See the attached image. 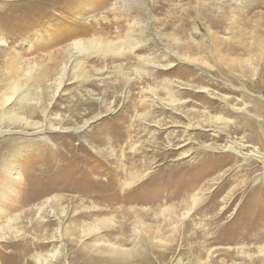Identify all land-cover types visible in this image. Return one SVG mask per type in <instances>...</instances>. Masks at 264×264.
Listing matches in <instances>:
<instances>
[{
    "label": "rangeland",
    "instance_id": "rangeland-1",
    "mask_svg": "<svg viewBox=\"0 0 264 264\" xmlns=\"http://www.w3.org/2000/svg\"><path fill=\"white\" fill-rule=\"evenodd\" d=\"M29 20L0 22V264H264V0H61ZM195 194L183 226L159 216Z\"/></svg>",
    "mask_w": 264,
    "mask_h": 264
},
{
    "label": "bare ground",
    "instance_id": "bare-ground-1",
    "mask_svg": "<svg viewBox=\"0 0 264 264\" xmlns=\"http://www.w3.org/2000/svg\"><path fill=\"white\" fill-rule=\"evenodd\" d=\"M60 1L61 0H1L0 1V22H1V20H4V19L15 21L16 25H15L14 28L16 29V28L21 27L22 23L26 20V18L30 17V20L27 23V29L30 26L34 27V25H42V27H44L45 26L44 23H47V21L50 19V7L53 6V5L58 4ZM58 9H59V11H63V7L62 6L58 7ZM11 30L13 31V29H11ZM12 35L13 34L11 33L9 38L13 37ZM0 44L3 45V47H5V42L3 40L0 42ZM111 46H112L111 44H106V43H101V42L92 43V42H82L80 40H77V41H74L72 43L71 48L73 50L77 51V52L85 53V52L96 51L98 49H101L102 51H109V50H111ZM9 51H10V49H8L7 47L0 48V54H5V53H7ZM16 88H17L16 85H14L12 87L13 90H15ZM169 95H171V94H169ZM170 98H171L170 103L175 102L176 99L173 96H171ZM10 99L11 98L4 97V100L2 101V104L3 105L7 104L10 101ZM214 121L215 122L216 121L223 122L225 120L222 117H216L214 119ZM47 162L49 164L50 163H55L54 161H52V159H48ZM15 168H16V166L13 163H10L9 161H7V162L5 161L4 164L2 165V169L5 172L6 176L9 177V180L13 184H18L19 182H21V175L17 172V169H15ZM39 171H40V169H39ZM49 172L50 171H48V170H41L38 177H41V176L47 177V176L50 175ZM130 177L131 178H127L126 180H124L121 183V185L120 184L118 185L119 194H120L121 198L126 196V195L128 196V195H130L133 192V191H131V189H133V188H130V187H132L134 182L137 180L138 176L133 175V176H130ZM38 182H43L44 183V181H42L40 179H38ZM6 190L9 191V192L13 191L12 187H7ZM14 192H15V190H14ZM170 195H172V194H170ZM213 195H217V191ZM53 199H55V198H53ZM33 200H34V198L28 199L27 203L33 202ZM49 203H50L49 199H45V201L39 203L38 205H35V212H37L38 214L40 212L42 213L43 211H45L44 209H46V208L51 206V204H49ZM19 204L21 205L20 208H23L24 206L28 205L26 203L25 204L24 203H19ZM207 204H208V202L206 204H204V206H202L201 208H204L205 206H208ZM197 205H198V201L196 199V194H195V195L192 196L191 202L189 204L185 203V204L180 206V207L186 208L183 212L179 213L178 211L175 210V208L173 206L169 205V206H165L164 208L160 209L159 216H169L165 220H171V218L174 219V220L177 219L178 222L180 223V225H182L183 220H185V219L188 220L187 217L189 216L190 212L193 211V208H195V206H197ZM205 209L206 208H204V210ZM31 213H32V211H31ZM19 217L20 216H16V215H14L13 217H9L6 220L7 221V226L15 224V222H17ZM103 220L102 219L100 220V221H102L101 224H103V223L104 224L105 223L106 224H108V223L111 224L112 223V219L111 218L106 219L104 221ZM46 224H47V222L43 223V224H40V227L42 228ZM138 225L139 224H137V227H134V229H133V233H135V234L138 233V229L141 227V225H139V226ZM31 226L35 227V225H31ZM46 226H48V225H46ZM96 228L97 227H93V226L91 227L90 226V227H87L86 230L84 228V230L87 231V232H94V231H97ZM177 229H179V226L177 227ZM175 230H176V228H175ZM118 231L121 234H123L125 232V229L123 228V225H122V227H120L118 229ZM184 233H185V231H184ZM192 234H193V232H192ZM194 237H195V235H194ZM32 241H34V240H32ZM31 242H27V241H22L21 242V244H22V249L21 250H23L24 253H27L30 250V247L33 246V245H35L37 248L41 247V244H37L38 242L37 243H33V242L31 243ZM18 245H19L18 243L11 244V245L8 246V248L13 249V248L17 247ZM107 246H108L107 247L108 250L106 251V253L108 254V256H110V258H112L116 262H121V263L122 262H127L129 260V258L133 257L134 254H136V252H137V250L135 248L134 249H129V250L125 249L121 245H119V243L118 244L109 243V244H107ZM259 251H260L261 255H264V247H260ZM9 255H10L11 258L15 256V254L13 255V252H11ZM15 259H16V256H15ZM36 260L37 261L38 260L42 261V257L38 256V258ZM15 262L16 261L14 260V263H12V264H15ZM86 264H102V263L95 262V261H88Z\"/></svg>",
    "mask_w": 264,
    "mask_h": 264
}]
</instances>
